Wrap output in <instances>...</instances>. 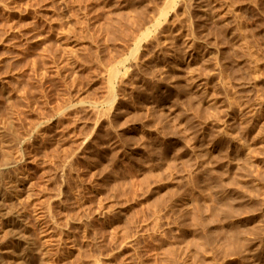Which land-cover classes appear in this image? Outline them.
Listing matches in <instances>:
<instances>
[{
	"label": "rangeland",
	"instance_id": "1",
	"mask_svg": "<svg viewBox=\"0 0 264 264\" xmlns=\"http://www.w3.org/2000/svg\"><path fill=\"white\" fill-rule=\"evenodd\" d=\"M0 264H264V0H0Z\"/></svg>",
	"mask_w": 264,
	"mask_h": 264
},
{
	"label": "bare ground",
	"instance_id": "2",
	"mask_svg": "<svg viewBox=\"0 0 264 264\" xmlns=\"http://www.w3.org/2000/svg\"><path fill=\"white\" fill-rule=\"evenodd\" d=\"M257 61H258V60H257ZM255 63H256V61H255ZM259 63H260V62H259ZM256 64L259 65L258 63H256ZM256 64H255V65H256ZM260 64H261V63H260ZM256 67H257V66H255V68H256ZM259 69H260V68H259ZM259 69H258V71H259ZM255 71H256V70H255ZM255 73H257V72H255ZM261 75H262V74H261ZM257 78H258V77H257ZM259 78H260V77H259ZM260 79H261V78H260ZM258 85H259V84H258ZM260 88H261V87H260ZM257 90H259V88H258ZM259 91H260V90H259ZM15 233H16V232H15ZM18 239H19V238H18ZM26 248H27V247H26ZM26 248L24 247V249H26ZM24 249H23V250H24ZM24 252H25V251H24ZM21 254H22V252H21Z\"/></svg>",
	"mask_w": 264,
	"mask_h": 264
}]
</instances>
